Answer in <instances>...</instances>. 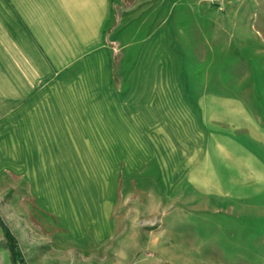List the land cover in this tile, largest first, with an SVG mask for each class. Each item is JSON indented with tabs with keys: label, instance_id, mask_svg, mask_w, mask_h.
Segmentation results:
<instances>
[{
	"label": "rangeland",
	"instance_id": "obj_1",
	"mask_svg": "<svg viewBox=\"0 0 264 264\" xmlns=\"http://www.w3.org/2000/svg\"><path fill=\"white\" fill-rule=\"evenodd\" d=\"M257 1L200 0L226 28L215 50L226 92L207 103L223 107L232 125L190 119L200 110L184 73L180 88L143 99L119 66L59 73L50 62L49 73H25L18 45L20 73L0 74V218L25 264H264V0ZM98 175L108 179L100 190L112 188L115 221L112 235L96 241L51 217L42 193L63 176ZM78 186L55 190L51 207L59 191ZM0 264H11L1 227Z\"/></svg>",
	"mask_w": 264,
	"mask_h": 264
},
{
	"label": "crops",
	"instance_id": "obj_2",
	"mask_svg": "<svg viewBox=\"0 0 264 264\" xmlns=\"http://www.w3.org/2000/svg\"><path fill=\"white\" fill-rule=\"evenodd\" d=\"M0 19V74L20 73L18 45L25 47L20 52L25 73H49L50 62L59 73H115L119 66L130 73L132 92L143 99L180 88L179 73H184L200 110L186 107L193 112L190 119L203 126L232 125L223 107L207 103L226 92L215 64L226 28L210 20L200 0H0ZM107 180L63 176L42 193L49 196L43 198L46 209L73 235L106 239L115 221L112 188L100 190ZM77 183L75 191H59L61 198L51 207L55 190ZM241 249L242 254L256 253L251 247ZM42 262L46 260L29 264Z\"/></svg>",
	"mask_w": 264,
	"mask_h": 264
},
{
	"label": "trees",
	"instance_id": "obj_3",
	"mask_svg": "<svg viewBox=\"0 0 264 264\" xmlns=\"http://www.w3.org/2000/svg\"><path fill=\"white\" fill-rule=\"evenodd\" d=\"M0 227L3 230V235L7 242V247L10 252V261L11 264H25L24 260L22 259L20 255V250L17 246L16 239L14 235L11 233L9 228L5 225V223L0 218Z\"/></svg>",
	"mask_w": 264,
	"mask_h": 264
}]
</instances>
